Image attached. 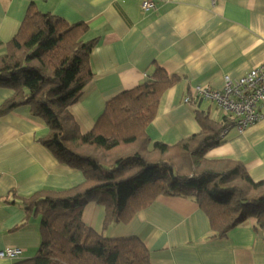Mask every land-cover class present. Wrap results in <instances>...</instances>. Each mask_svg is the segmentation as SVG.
Segmentation results:
<instances>
[{"label":"crops","instance_id":"obj_1","mask_svg":"<svg viewBox=\"0 0 264 264\" xmlns=\"http://www.w3.org/2000/svg\"><path fill=\"white\" fill-rule=\"evenodd\" d=\"M154 3L145 12L143 0H0V56L29 11L87 24L84 38L95 39L93 76L71 106L82 129L90 131L109 100L137 87L161 66L179 80L163 93L146 131L152 141L175 145L200 132L196 110L223 121L216 101L197 99L198 87L220 90L225 75L238 78L264 62V0ZM13 95L11 87L0 84V107ZM260 111L262 119L242 132L234 124L227 126L206 157L240 161L254 180H263L264 103ZM48 133L46 122L28 106L0 114V250H21L0 258V264H20L41 246V218L33 210L28 215L25 199L85 180L82 171L61 163L42 143ZM105 216V206L91 202L82 218L106 237L141 238L151 264H264V228L250 219L219 237L190 197L161 195L129 223L113 221L105 227Z\"/></svg>","mask_w":264,"mask_h":264},{"label":"trees","instance_id":"obj_2","mask_svg":"<svg viewBox=\"0 0 264 264\" xmlns=\"http://www.w3.org/2000/svg\"><path fill=\"white\" fill-rule=\"evenodd\" d=\"M88 31L83 22L29 11L0 56V84L14 91L0 114L28 106L49 127L42 143L85 177L78 186L44 189L24 200L28 215L33 210L41 218L42 241L37 254L20 264H151L141 238L106 237L84 222L83 210L91 202L105 206V227L129 223L168 195L194 199L219 237L250 219L264 228V179L254 180L240 161L206 157L235 124L232 116L224 114L218 123L196 110L200 132L172 146L147 134L163 93L179 80L163 67L109 100L94 127L82 129L71 106L93 76L95 39L84 38Z\"/></svg>","mask_w":264,"mask_h":264},{"label":"built area","instance_id":"obj_3","mask_svg":"<svg viewBox=\"0 0 264 264\" xmlns=\"http://www.w3.org/2000/svg\"><path fill=\"white\" fill-rule=\"evenodd\" d=\"M154 7V0H143L142 8L145 12ZM197 91V99L216 101L225 115L235 119L234 125L242 132L263 117L260 105L264 103V62L241 77L225 75L224 85L220 90L198 87ZM186 101L189 102L190 98ZM225 132L226 130L221 135ZM20 251L17 247L10 246L0 250V258L14 257Z\"/></svg>","mask_w":264,"mask_h":264}]
</instances>
